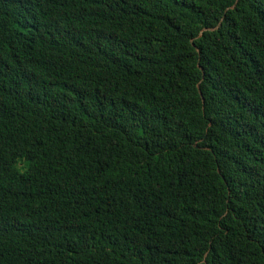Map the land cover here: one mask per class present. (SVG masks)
I'll list each match as a JSON object with an SVG mask.
<instances>
[{
	"label": "trees",
	"instance_id": "16d2710c",
	"mask_svg": "<svg viewBox=\"0 0 264 264\" xmlns=\"http://www.w3.org/2000/svg\"><path fill=\"white\" fill-rule=\"evenodd\" d=\"M0 264H264V0H0Z\"/></svg>",
	"mask_w": 264,
	"mask_h": 264
}]
</instances>
